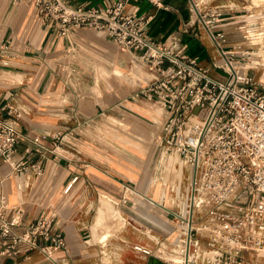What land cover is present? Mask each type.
I'll return each mask as SVG.
<instances>
[{"label": "crops", "instance_id": "crops-1", "mask_svg": "<svg viewBox=\"0 0 264 264\" xmlns=\"http://www.w3.org/2000/svg\"><path fill=\"white\" fill-rule=\"evenodd\" d=\"M115 1L71 0L99 7ZM160 3L157 6L150 0H133L130 7L150 16L147 34L151 38L164 40L181 32L186 52L197 57L217 78H226V73L214 67L218 52L206 25L198 21L193 4L203 14L222 13L223 21L213 26L226 32V45L231 50L253 49V44L260 43H254L253 37L264 33V0ZM243 32L250 33L246 39L240 38ZM71 40L72 43L44 24L32 5L0 0V102L14 97L15 104L26 110L19 119L22 137L14 159L41 161L45 169L42 175L18 172L11 162L0 161V203L4 196L8 218L20 208L27 222L54 216L67 246L53 252L55 261L34 250L16 258H0V264H182V260L170 255L177 253L180 231L175 213L185 207L190 185L186 174L191 168L184 164L181 167L182 178L185 175L188 184L167 187L153 186L151 181L144 183L152 156L149 134L153 123L162 126L164 111L161 117L151 120V114L156 112L147 99L133 97L136 89L115 81L110 89L102 81L95 83L91 70L78 57L81 50L97 48L99 58L103 59L101 52L105 50L113 57L115 51H120L125 62L136 59L133 53L122 50L105 32L89 27L71 34ZM255 54L261 64L252 73L245 72L264 85L260 69L264 55ZM241 58L238 56V60ZM68 64L83 66L78 86L65 72ZM122 132L133 136L139 133L143 139L138 144L134 138L121 142L118 135ZM36 137L50 149L64 137L66 142L61 148L70 160L56 158L51 152L41 155L33 140ZM136 158L143 162V172L135 164ZM75 176L79 178L66 191ZM202 244L208 249L205 239ZM135 245L147 247L152 253L136 250ZM249 260L260 264L264 257L247 255L245 264Z\"/></svg>", "mask_w": 264, "mask_h": 264}, {"label": "built area", "instance_id": "built-area-1", "mask_svg": "<svg viewBox=\"0 0 264 264\" xmlns=\"http://www.w3.org/2000/svg\"><path fill=\"white\" fill-rule=\"evenodd\" d=\"M12 1L32 5L43 23L70 43L71 34L83 27L105 32L153 72L154 78L137 88L133 97L161 105L162 146L191 168L185 207L175 213L182 264H245L247 255L264 257V85L245 72L261 62L252 50L227 47L226 32L213 26L223 21L222 13L203 14L193 4L198 21L206 25L217 49L214 67L225 71L224 79L212 76L197 57L186 52L181 32L164 40L151 38L147 34L150 16L132 9L133 0H116L105 7L71 0ZM150 1L161 5L160 0ZM15 103L14 97L0 102V161L11 162L15 171L42 175L41 161L14 159L22 137L19 119L26 111ZM33 140L41 155L51 152L56 158L70 160L61 148L64 137L57 139L54 149L44 146L38 137ZM78 178L69 182L66 191ZM7 209L2 196L0 258L39 250L55 261L53 252L67 249L54 216L27 222L23 209H17L11 218ZM203 239L208 249L203 247ZM135 249L152 253L142 245Z\"/></svg>", "mask_w": 264, "mask_h": 264}, {"label": "rangeland", "instance_id": "rangeland-1", "mask_svg": "<svg viewBox=\"0 0 264 264\" xmlns=\"http://www.w3.org/2000/svg\"><path fill=\"white\" fill-rule=\"evenodd\" d=\"M252 33L253 35H255L254 32ZM248 34L250 33L243 32L240 38L246 39V36H248ZM232 35L236 36L237 34H232ZM249 41L251 40H248V42ZM252 41L254 43L258 41L260 43L257 45L253 44L252 46L254 48L251 50L254 52H260L262 53V55H264V33H260L259 35L253 37ZM92 46L96 48L94 45ZM97 52L100 53V51L97 48L96 50H90L88 48L83 51L81 50L78 54V57H80V60L82 62L85 61L86 63L85 68L87 70L89 69L91 70L93 79L95 80V83L97 84L99 83V81H102L104 85L110 89L112 88V85H111L112 81H115V83L121 86L125 84V85H128L129 87H133L134 89H137L141 85H145L146 83H148L150 80L154 78L153 72L141 60L134 59V61H128L127 59V61L122 62V59H123L122 57H124V55L122 54L119 55V53H121L120 51L119 53L115 51L116 54L114 53V57H113L111 53L107 50H105L104 52H101L104 55L102 59V58H99V54ZM82 68L83 66L81 67L79 65H70V64L66 65L65 67L66 74L73 77L71 80L72 81L71 83L75 86L79 85L78 75L79 73L82 72L81 71ZM260 69L264 72V64L261 66ZM252 71H254V69L250 70V73H252ZM240 72H243V71L241 70ZM149 106L151 110L156 112V114L154 115L151 114L150 116L151 120H154L157 117H161L162 107L160 104L150 103ZM118 137L120 138L121 142H123L125 139L134 138L136 144L141 143L140 141H142L143 139L142 134L140 135L139 133H136L133 136L129 132L128 133L122 132L118 135ZM149 137L152 143V146H151L152 156H151L150 167L148 165L146 167L147 172H146L144 183L147 184L149 181H151V184L153 186L166 185L167 187H174V186L179 185L180 182L184 184L185 182L186 183L189 182V180L185 178V175H184V178H182L183 171L181 167H183L184 165L180 157L178 155L165 152L162 146L163 135H162L161 127H158L157 125H155V123H153ZM171 155L175 157L174 164L176 165V168L179 169L178 175H176V173L172 171L169 172L167 170V166H166L167 161L168 159L172 157ZM135 164L137 165L138 168H140L141 172H143V162L139 160L138 158H136ZM189 175L190 174L188 175L186 174V176L188 177ZM176 225H177V230L179 231L178 221H176ZM176 251H177L176 254L170 255V256H172L174 259L181 261L182 256H181V248L179 247V245L177 246ZM250 256L252 255H248V257ZM247 262L249 264H255L251 260ZM260 264H264V260Z\"/></svg>", "mask_w": 264, "mask_h": 264}, {"label": "bare ground", "instance_id": "bare-ground-1", "mask_svg": "<svg viewBox=\"0 0 264 264\" xmlns=\"http://www.w3.org/2000/svg\"><path fill=\"white\" fill-rule=\"evenodd\" d=\"M255 37V36H254ZM176 155V154H175ZM172 156V155H171ZM178 158V157H177ZM165 160V159H164ZM177 161V160H176ZM174 162H175V157H171L170 159H168V161H167V170L170 172V171H172V172H174V173H176V175H178V173H179V169H177L176 168V165L174 164ZM158 179V178H157ZM155 183H156V181H155ZM172 184V183H171ZM175 187V186H174ZM178 188V187H177ZM174 189V188H173ZM178 195V194H177ZM180 195V194H179ZM181 199V198H180ZM168 201V200H167ZM181 201V200H180ZM109 232V231H108ZM107 232V233H108ZM107 233L106 234H104V236L105 235H107ZM103 236V235H102ZM101 237V236H100ZM99 237V238H100ZM104 238V237H103ZM105 240V239H104ZM106 241V240H105ZM178 241V240H177ZM123 260V259H122Z\"/></svg>", "mask_w": 264, "mask_h": 264}]
</instances>
